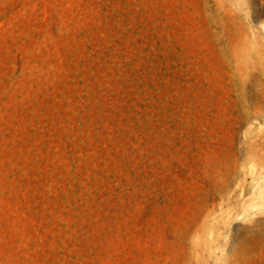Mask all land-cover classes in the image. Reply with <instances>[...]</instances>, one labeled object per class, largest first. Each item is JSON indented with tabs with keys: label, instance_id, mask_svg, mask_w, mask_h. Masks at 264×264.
Returning a JSON list of instances; mask_svg holds the SVG:
<instances>
[{
	"label": "rangeland",
	"instance_id": "374dc122",
	"mask_svg": "<svg viewBox=\"0 0 264 264\" xmlns=\"http://www.w3.org/2000/svg\"><path fill=\"white\" fill-rule=\"evenodd\" d=\"M0 264H264V0H0Z\"/></svg>",
	"mask_w": 264,
	"mask_h": 264
}]
</instances>
